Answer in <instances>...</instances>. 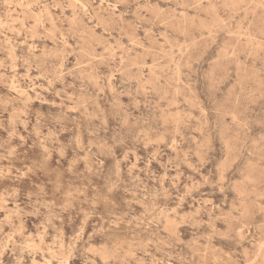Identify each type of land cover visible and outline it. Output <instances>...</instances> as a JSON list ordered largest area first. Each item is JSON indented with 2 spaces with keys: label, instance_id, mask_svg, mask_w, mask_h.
I'll return each instance as SVG.
<instances>
[{
  "label": "rangeland",
  "instance_id": "1",
  "mask_svg": "<svg viewBox=\"0 0 264 264\" xmlns=\"http://www.w3.org/2000/svg\"><path fill=\"white\" fill-rule=\"evenodd\" d=\"M0 264H264V0H0Z\"/></svg>",
  "mask_w": 264,
  "mask_h": 264
},
{
  "label": "bare ground",
  "instance_id": "2",
  "mask_svg": "<svg viewBox=\"0 0 264 264\" xmlns=\"http://www.w3.org/2000/svg\"><path fill=\"white\" fill-rule=\"evenodd\" d=\"M62 246V245H61Z\"/></svg>",
  "mask_w": 264,
  "mask_h": 264
}]
</instances>
